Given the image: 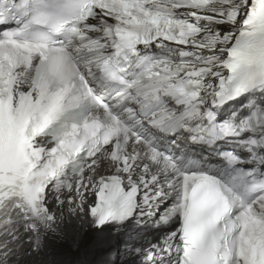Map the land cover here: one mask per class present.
I'll return each mask as SVG.
<instances>
[{"label":"snow or ice","instance_id":"1","mask_svg":"<svg viewBox=\"0 0 264 264\" xmlns=\"http://www.w3.org/2000/svg\"><path fill=\"white\" fill-rule=\"evenodd\" d=\"M85 219L160 234L120 264H264V0H0V264Z\"/></svg>","mask_w":264,"mask_h":264},{"label":"bare ground","instance_id":"2","mask_svg":"<svg viewBox=\"0 0 264 264\" xmlns=\"http://www.w3.org/2000/svg\"><path fill=\"white\" fill-rule=\"evenodd\" d=\"M66 226L69 230L71 249L83 253L81 257L87 262L81 260L80 264H96V261L110 250L111 236L92 231L87 219L82 223L78 220L71 221L66 223Z\"/></svg>","mask_w":264,"mask_h":264}]
</instances>
